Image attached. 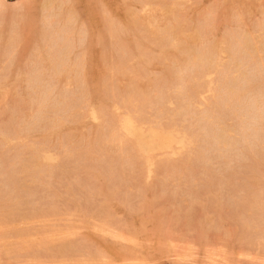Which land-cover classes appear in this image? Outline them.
<instances>
[{
    "label": "rangeland",
    "instance_id": "374dc122",
    "mask_svg": "<svg viewBox=\"0 0 264 264\" xmlns=\"http://www.w3.org/2000/svg\"><path fill=\"white\" fill-rule=\"evenodd\" d=\"M0 46V264H264V0H0Z\"/></svg>",
    "mask_w": 264,
    "mask_h": 264
},
{
    "label": "bare ground",
    "instance_id": "6f19581e",
    "mask_svg": "<svg viewBox=\"0 0 264 264\" xmlns=\"http://www.w3.org/2000/svg\"><path fill=\"white\" fill-rule=\"evenodd\" d=\"M157 4V3H156ZM152 5V4H151ZM153 5H155V4H153ZM161 6V5H160ZM170 6V5H169ZM111 8H113V7H111ZM162 8H164V7H162ZM169 8V7H168ZM168 8H167V10H168ZM37 12V11H36ZM68 12V11H67ZM95 12V11H94ZM128 12V11H127ZM126 12V13H127ZM36 14V13H35ZM93 15V14H92ZM36 17V16H35ZM154 17V16H153ZM30 19V18H29ZM97 19H99V18H97ZM154 19V18H153ZM155 21H156V19H155ZM148 22V21H147ZM35 23V22H34ZM144 23V22H143ZM155 23V22H154ZM106 25H107V23H106ZM153 26V25H152ZM157 26V25H156ZM109 27V26H108ZM139 27H140V25H139ZM144 27V26H143ZM31 28V27H30ZM114 28V27H113ZM159 28V27H158ZM33 29H35V28H33ZM142 30V29H141ZM30 31V30H29ZM148 31V30H147ZM157 31V30H156ZM165 31V30H164ZM5 32V31H4ZM13 32V31H12ZM28 32V31H27ZM32 32H33V30H32ZM141 32V31H140ZM166 32V31H165ZM10 33V32H9ZM154 33V32H153ZM156 33H158V32H156ZM133 34V33H132ZM155 34V33H154ZM159 34V33H158ZM29 35H30V33H29ZM157 35V34H156ZM166 35V34H165ZM169 35V34H168ZM196 35H198L197 33H196ZM146 36V35H145ZM158 36H160V35H158ZM172 36V35H171ZM30 37V36H29ZM36 37V36H35ZM142 37V36H141ZM245 37V36H244ZM107 38V37H106ZM149 39L151 38V37H148ZM128 39H129V37H128ZM169 39V38H168ZM262 39V38H261ZM12 40V39H11ZM243 40V39H242ZM9 41V40H8ZM253 41H255L254 39H253ZM97 42V41H96ZM105 42V41H104ZM162 42H163V40H162ZM164 42H165V40H164ZM242 42V41H241ZM13 43V42H12ZM107 43V42H106ZM155 43V42H154ZM161 43V42H160ZM166 44V43H165ZM254 44H255V42H254ZM11 45V44H10ZM111 45H112V43H111ZM136 45V44H135ZM158 45V44H157ZM164 45V44H163ZM7 46V45H6ZM253 46V45H252ZM1 47V46H0ZM237 47H238V45H237ZM257 47H259V46H257ZM263 47V46H262ZM4 48V47H3ZM162 48V47H161ZM249 48V47H248ZM99 49V48H98ZM245 49V48H244ZM254 49V48H253ZM251 50H252V48H251ZM258 50H259V48H258ZM261 50V49H260ZM99 51V50H98ZM256 52H259V51H257V50H255ZM250 52H252V51H250ZM243 53V52H242ZM104 54V53H103ZM260 54V53H259ZM214 55V54H213ZM237 55V54H236ZM240 55V54H239ZM244 55V54H243ZM100 56V55H99ZM197 57V56H196ZM241 59V58H240ZM101 60V59H100ZM197 61H198V59H197ZM244 61V60H243ZM261 61V60H260ZM203 62V61H202ZM254 63V62H253ZM258 66V65H257ZM98 76V75H97ZM108 76V75H107ZM245 77V76H244ZM264 77V76H263ZM33 80V79H32ZM31 81V80H30ZM239 82V81H238ZM242 84V83H241ZM239 88V87H238ZM242 90V89H241ZM258 90V89H257ZM258 93V92H257ZM32 95V94H31ZM252 99V98H251ZM253 102V101H252ZM263 102V101H262ZM241 106V105H240ZM139 107V106H138ZM5 128V127H4ZM4 128H3V131H5L4 130ZM131 128H132V126H131ZM154 128V127H153ZM162 128V127H161ZM1 129V128H0ZM6 129V128H5ZM8 130H9V128H8ZM7 130V131H8ZM120 132V131H119ZM6 133V132H5ZM8 133V132H7ZM121 133V132H120ZM8 135V134H7ZM9 135H11V134H9ZM13 137V136H12ZM167 140H169V139H167ZM125 142V141H124Z\"/></svg>",
    "mask_w": 264,
    "mask_h": 264
}]
</instances>
